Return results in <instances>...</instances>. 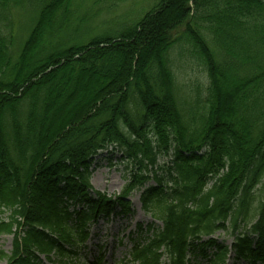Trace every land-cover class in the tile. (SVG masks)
Returning <instances> with one entry per match:
<instances>
[{
    "label": "trees",
    "instance_id": "1",
    "mask_svg": "<svg viewBox=\"0 0 264 264\" xmlns=\"http://www.w3.org/2000/svg\"><path fill=\"white\" fill-rule=\"evenodd\" d=\"M76 2L0 0V22L12 6L36 15L15 55L0 33V215L10 212L0 234L14 233L0 257L71 264L89 224L128 213L141 191L162 226L134 245L135 261L226 264L228 245L202 241L223 230L237 260L264 264V200L255 223L250 215L264 178V0H158L117 29L93 24L96 13L76 16ZM189 57L208 83L182 96L176 70ZM110 148L127 162L115 197L90 182Z\"/></svg>",
    "mask_w": 264,
    "mask_h": 264
},
{
    "label": "rangeland",
    "instance_id": "2",
    "mask_svg": "<svg viewBox=\"0 0 264 264\" xmlns=\"http://www.w3.org/2000/svg\"><path fill=\"white\" fill-rule=\"evenodd\" d=\"M79 6H74L75 15L82 13H96L97 16L93 19V24L101 25L103 29H112L118 27V24L129 23L140 19L150 8H152L158 0H106L103 3H95L94 0H75ZM87 10V11H86ZM8 20H1L0 33L5 35L8 43V48L11 54L18 53L31 29L36 22L35 11L30 5L25 4L20 7H11L7 11ZM120 18L117 21L112 19ZM109 20V21H108ZM7 25V26H6ZM55 30L57 26L53 27ZM103 29H95L96 32L104 31ZM178 31L182 32L184 28ZM178 50V49H177ZM186 70H176V75L183 85L182 96L185 92H189L198 87L204 90L207 86L208 79L203 63L198 57H189L187 59ZM194 93V92H193ZM188 94V93H187ZM186 95V94H185ZM194 94H191L193 96ZM162 162V161H160ZM90 182L96 191L105 193L109 197L121 193L127 183V162L122 158V152L109 149L102 151L95 158L91 165ZM141 192H134L128 198L130 201L129 212L123 215L116 216L111 213L110 218L105 216L99 217V222L92 223L91 240L89 248L81 251V256L76 260L70 261L71 264H89L86 261H93L94 257L99 254L104 256L103 264H140L133 260L132 247L133 244L146 243L148 238L152 237L153 230H147L146 227L153 219L145 213L140 201ZM264 200V178L255 188L250 201V215L252 221H257L258 206ZM115 209L120 210L118 205ZM10 212L4 211L0 215L2 220H7ZM156 226L161 225L156 222ZM143 225V230L140 229ZM216 236L220 237V241H225L227 245L233 242V236L230 233L221 232ZM215 236V237H216ZM13 250V234H0V251L10 254ZM201 262H205L198 258ZM161 261V259H160ZM166 258L162 259L165 263ZM0 264H7L6 258L0 257ZM228 264H246L244 261L235 262L234 254Z\"/></svg>",
    "mask_w": 264,
    "mask_h": 264
},
{
    "label": "bare ground",
    "instance_id": "3",
    "mask_svg": "<svg viewBox=\"0 0 264 264\" xmlns=\"http://www.w3.org/2000/svg\"><path fill=\"white\" fill-rule=\"evenodd\" d=\"M119 211V210H118Z\"/></svg>",
    "mask_w": 264,
    "mask_h": 264
}]
</instances>
